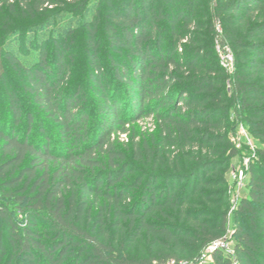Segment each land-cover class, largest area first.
I'll return each instance as SVG.
<instances>
[{"label": "trees", "instance_id": "trees-1", "mask_svg": "<svg viewBox=\"0 0 264 264\" xmlns=\"http://www.w3.org/2000/svg\"><path fill=\"white\" fill-rule=\"evenodd\" d=\"M88 2L0 0L12 117L0 125V264H196L230 213L237 263L264 264V0H96L93 21L39 45L30 65L5 48L32 24L77 19ZM217 46L232 55L230 71ZM6 62L21 89L6 85ZM17 90L56 123L61 150ZM151 115L155 135L111 138ZM23 119L47 137L20 136ZM240 125L257 145L231 212ZM211 257L231 264L221 251Z\"/></svg>", "mask_w": 264, "mask_h": 264}, {"label": "rangeland", "instance_id": "rangeland-1", "mask_svg": "<svg viewBox=\"0 0 264 264\" xmlns=\"http://www.w3.org/2000/svg\"><path fill=\"white\" fill-rule=\"evenodd\" d=\"M67 2L73 1V0H65ZM96 0H89L87 8L84 12H81V14L78 15V18L75 14H66L63 16H60L57 18L56 22H54V26L49 27H39L38 24L35 23V21H32L27 18H22L21 24H25L27 27L28 25H31L29 23H35L32 24L30 27V31H27L24 35L23 32L13 34L12 36L8 37L5 41V48L13 53L20 63H22L25 66L30 65L32 62H34L38 57V47L39 45L45 46L48 49L52 46V38H57L58 40L62 41L64 37V30L65 27H76L79 25V21H85L90 22L93 21V13L95 12V6H96ZM1 16V14H0ZM3 16V14H2ZM18 21V18L15 17ZM70 18H75L73 21H69ZM79 19V21H78ZM3 26V24H0V26ZM24 25V26H25ZM60 28V29H57ZM65 28V29H64ZM219 29V28H218ZM53 30V31H52ZM56 30V31H54ZM58 30H62L58 31ZM0 33H3V29H0ZM217 51L220 55V61L225 62L226 61V52L221 49L219 46H217ZM79 56V55H78ZM47 57L52 58V54L50 51H48ZM102 61L105 59L102 57ZM225 60V61H224ZM7 69L9 71L6 85H9L10 89H13V87L21 86V83L19 82V78L16 77V72L12 70V68L9 66V64L6 62ZM228 71L231 70V68H227ZM21 89V87H20ZM17 93L19 94L21 98V103L24 105L23 110L29 112H33V121L35 119L42 118L45 123V128L48 131V137L51 140V146L53 150H61L63 147V144L61 141H59V137L54 131V128L56 127V123L53 122L42 109H38L37 107L31 106V104H27L28 101L22 94L21 90H17ZM24 111V112H25ZM12 123V117L9 109L6 107V96L4 92V87L0 84V125L4 128H8ZM157 125L158 122L154 118V116H146L142 117L139 120L130 123L128 125H125L126 132L121 131H113V134L111 135V138L113 140H119L121 143L124 144H131V142L134 140L136 142H141V140L145 137V135H155L157 132ZM16 132L22 136L26 133L28 136V139L32 140L33 142L37 143L39 140L45 138V133L41 132L38 127H36L33 123L30 126L29 131H26V125L23 121L15 127ZM47 137V136H46ZM147 140H149L148 137H146ZM233 143L235 147L239 150L240 156H237L232 159V163L234 165L233 169H230L228 172L229 177V199L230 203L232 205L231 212L235 209L240 197L246 193L247 187L245 185L246 180V169L249 164L250 156H253L255 154V147L257 145V141L246 132V129L240 125L237 129L236 133L233 135ZM228 228L226 235L229 239H232L233 232L235 229L233 219L231 217V213L228 216Z\"/></svg>", "mask_w": 264, "mask_h": 264}, {"label": "built area", "instance_id": "built-area-1", "mask_svg": "<svg viewBox=\"0 0 264 264\" xmlns=\"http://www.w3.org/2000/svg\"><path fill=\"white\" fill-rule=\"evenodd\" d=\"M225 61V60H224ZM222 62V65L227 69H232V55L230 52H226V61ZM215 251H221L225 257H227L231 264H238L236 257H235V251L233 246V241L228 238L227 235H224L223 237L213 241L211 244H209L203 251L202 257L197 261L196 264H216L212 260V253ZM168 264H176L174 261H170ZM177 264H189L185 261H180Z\"/></svg>", "mask_w": 264, "mask_h": 264}]
</instances>
